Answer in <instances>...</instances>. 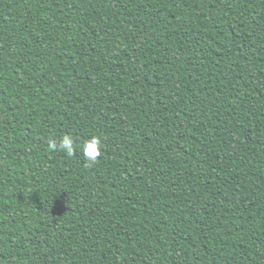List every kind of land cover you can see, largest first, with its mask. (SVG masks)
I'll return each mask as SVG.
<instances>
[{
	"label": "trees",
	"instance_id": "16d2710c",
	"mask_svg": "<svg viewBox=\"0 0 264 264\" xmlns=\"http://www.w3.org/2000/svg\"><path fill=\"white\" fill-rule=\"evenodd\" d=\"M0 264H264V0H0Z\"/></svg>",
	"mask_w": 264,
	"mask_h": 264
},
{
	"label": "clouds",
	"instance_id": "9594fccd",
	"mask_svg": "<svg viewBox=\"0 0 264 264\" xmlns=\"http://www.w3.org/2000/svg\"><path fill=\"white\" fill-rule=\"evenodd\" d=\"M101 139L99 137H92L88 140L83 146V154L88 161L95 162L101 155ZM50 150H62L65 151L67 154H73V140L71 137L65 135L62 137L60 141L59 148L57 144L53 141L50 144Z\"/></svg>",
	"mask_w": 264,
	"mask_h": 264
}]
</instances>
